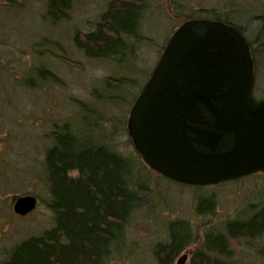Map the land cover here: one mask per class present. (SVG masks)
<instances>
[{
    "label": "trees",
    "instance_id": "obj_1",
    "mask_svg": "<svg viewBox=\"0 0 264 264\" xmlns=\"http://www.w3.org/2000/svg\"><path fill=\"white\" fill-rule=\"evenodd\" d=\"M75 1L41 0V20L51 27L68 20ZM150 1L107 0L91 29L74 32V46L86 58L114 62L124 68L120 74H108L101 79L107 104L110 100L124 101L126 98L133 102L150 74L141 84L135 77L136 70L142 72V68H135L139 62L136 48L150 41V36L143 31ZM224 2L222 0L219 7H190L186 12L183 11L185 4L177 1L174 6L183 19L212 18L237 27L249 43L256 71L254 53L264 56V0H252L248 5L236 0ZM25 4L24 0H0V10L20 9ZM237 13L248 18L243 20ZM31 45L35 62L23 77L24 83L34 86L37 80L58 81L46 58L54 57L55 49H58V57L71 60L63 52V45L46 35ZM134 57L137 62L132 61ZM129 63H133V71ZM94 95L95 101L102 98L96 92ZM79 103L80 114L76 120L68 117L55 122L46 134L49 142L44 148L41 171L37 176L46 187L45 205L51 212L50 223L11 244L0 264H109L115 256L130 254L134 241L128 237L133 218L140 210L154 206L149 201L153 193L149 178L152 170L134 151L132 155L124 154L103 138L104 132H99L104 128L103 110L92 103ZM118 121L124 127V122ZM84 123L91 131L83 128ZM119 128L118 123H112L107 130L118 133ZM258 174L255 172L217 184L237 182ZM193 186L198 191L207 187ZM197 195L194 209L198 214L215 210L213 192ZM197 227L200 228L198 225L194 228L185 217L168 220L165 223L167 237L152 245L156 264H172L175 257L191 244L197 246L191 250L188 264H264V194L245 201L232 217L204 223L201 232ZM234 242L241 246L244 257L236 253Z\"/></svg>",
    "mask_w": 264,
    "mask_h": 264
},
{
    "label": "rangeland",
    "instance_id": "obj_2",
    "mask_svg": "<svg viewBox=\"0 0 264 264\" xmlns=\"http://www.w3.org/2000/svg\"><path fill=\"white\" fill-rule=\"evenodd\" d=\"M177 1L186 5L183 10L185 12L190 7H219L223 4L222 0H151L143 26L150 41L136 48L135 55H138L139 62L135 57L132 60L137 62L135 68H142V72L136 70L135 73L139 84L146 80L154 67L161 46L170 32L183 20L184 16L174 6ZM236 1L248 5L252 0ZM24 2L25 6L20 9L0 10V259L11 244L49 225L51 212L45 205L46 187L37 176L41 171L40 161L44 148L49 142L46 134L55 122L68 117L76 120L80 114L79 102L92 103L103 110L104 128L99 132H104V139L124 154L132 155L133 151L137 153L131 140H128L130 138L126 130L132 102L126 98L124 101L110 100L109 104L105 103L106 90L101 80L105 75L122 73L124 68L114 62L86 58L74 46L72 38L75 30L87 31L92 28L107 0H76L69 19L59 21L52 27L40 18L41 0ZM237 14L243 20L248 18ZM44 35L58 39L64 47L63 52L71 60L58 57L60 51L55 49L57 55L46 59L58 81L37 80L36 85L29 86L24 83L23 77L35 62L31 43ZM254 59L256 71L253 95L264 98V56L260 57L255 52ZM129 65L133 71V63ZM93 92L102 98L95 101L96 95L93 96ZM120 119L124 127L118 121ZM112 123L120 125L118 133L107 130ZM82 126L91 131L86 123ZM152 173L149 178L153 193L149 201L154 206L140 210L133 218L128 237L134 241L130 254L115 256L109 264H156L152 256V245L156 240L167 237L165 223L168 220L175 217L188 218L194 228L196 225L200 227L197 229L201 232L204 223L232 217L245 201L255 200L257 194H264V172L237 182L207 185L199 191L193 185L175 182L153 170ZM210 192L215 195V210L198 214L194 209L195 195ZM23 194H34L37 202L31 212L20 215L13 210V202L16 196ZM209 219L210 222H206ZM196 246L191 244L183 249L172 264L183 252L187 253L185 264H188L190 252ZM233 247L237 254L244 257L241 246L234 242Z\"/></svg>",
    "mask_w": 264,
    "mask_h": 264
},
{
    "label": "water",
    "instance_id": "obj_3",
    "mask_svg": "<svg viewBox=\"0 0 264 264\" xmlns=\"http://www.w3.org/2000/svg\"><path fill=\"white\" fill-rule=\"evenodd\" d=\"M255 69L244 34L221 20L183 19L168 37L132 102L127 134L157 174L213 185L264 171V98L253 95ZM32 194L13 210L32 211ZM183 252L175 264H185Z\"/></svg>",
    "mask_w": 264,
    "mask_h": 264
}]
</instances>
